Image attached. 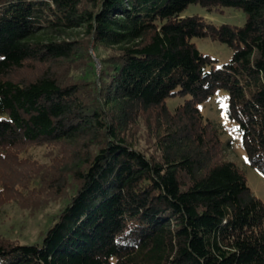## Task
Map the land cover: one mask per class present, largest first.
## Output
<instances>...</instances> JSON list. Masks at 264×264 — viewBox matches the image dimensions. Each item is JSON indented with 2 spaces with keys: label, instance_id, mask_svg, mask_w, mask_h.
<instances>
[{
  "label": "trees",
  "instance_id": "1",
  "mask_svg": "<svg viewBox=\"0 0 264 264\" xmlns=\"http://www.w3.org/2000/svg\"><path fill=\"white\" fill-rule=\"evenodd\" d=\"M206 37L228 62L192 41ZM90 46L109 52L99 73ZM219 88L264 177V0H0V199L64 201L40 243L0 236V264H264V203L198 107ZM25 144L70 152L22 171Z\"/></svg>",
  "mask_w": 264,
  "mask_h": 264
},
{
  "label": "rangeland",
  "instance_id": "2",
  "mask_svg": "<svg viewBox=\"0 0 264 264\" xmlns=\"http://www.w3.org/2000/svg\"><path fill=\"white\" fill-rule=\"evenodd\" d=\"M184 14L199 16L212 24L225 23L240 26L244 22L243 12L231 8L209 11L203 6L192 4L187 7ZM192 41L203 54L214 58L217 66H222L232 56V51L225 44L218 41L207 37L194 38ZM88 51L94 61L96 73H99L101 64L96 54L106 55L109 52L104 49L95 51L92 46L89 47ZM35 69L33 67L31 69L25 67L19 72L18 76L29 77L33 73L38 72V68ZM69 72L79 75L80 69L73 68L67 73ZM187 98L188 96H175L169 98L166 105L172 112ZM198 107L203 117L208 119L217 128L220 139L225 146V150L223 151L224 158L235 162L244 171L251 193L264 203V177L259 174L256 168L248 164L237 125L226 116L227 90L223 88L217 89L212 97L199 104ZM144 142V139L140 140V144L144 145ZM21 146L23 147L20 149L25 150L23 152L24 155L33 161L28 166L26 163L20 164L19 168L22 171L36 166V162L43 165L50 164L55 168L59 163L67 160V154L70 152V148L67 146L59 147L51 144H25ZM8 163L1 162L0 168L5 170ZM13 166L15 167L16 164ZM20 196L19 193L8 192L7 196L0 199V236L17 241L19 244L40 243L46 228L51 223V217L63 206L64 201L57 202V199L50 200V196H45V194L37 197L32 195L29 200H23Z\"/></svg>",
  "mask_w": 264,
  "mask_h": 264
}]
</instances>
